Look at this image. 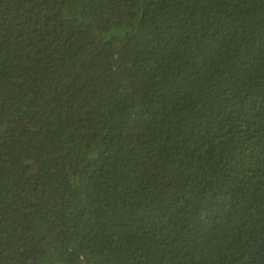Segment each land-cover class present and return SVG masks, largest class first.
<instances>
[{
    "label": "trees",
    "instance_id": "16d2710c",
    "mask_svg": "<svg viewBox=\"0 0 264 264\" xmlns=\"http://www.w3.org/2000/svg\"><path fill=\"white\" fill-rule=\"evenodd\" d=\"M0 264H264V0H0Z\"/></svg>",
    "mask_w": 264,
    "mask_h": 264
}]
</instances>
